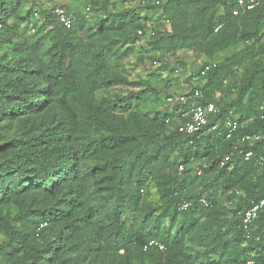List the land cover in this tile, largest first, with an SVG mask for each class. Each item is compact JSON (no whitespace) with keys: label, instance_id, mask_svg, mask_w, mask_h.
Segmentation results:
<instances>
[{"label":"trees","instance_id":"16d2710c","mask_svg":"<svg viewBox=\"0 0 264 264\" xmlns=\"http://www.w3.org/2000/svg\"><path fill=\"white\" fill-rule=\"evenodd\" d=\"M151 1L144 7L161 12L169 30L149 39V59L168 72L157 53L194 48L214 62L189 80L202 103L220 110L212 120L219 129L192 137L170 130L184 106L137 111L153 89L106 94L129 84L121 63L148 27L136 10L87 28L69 3L67 29L50 2L0 0V128L28 129L0 158L3 264H264V211L251 233L242 226L243 213L264 199V143L243 148L253 151L249 161L236 153L221 164L234 151L223 123L238 116L240 135L263 128L264 0L239 16L237 0ZM151 240L165 249L144 251Z\"/></svg>","mask_w":264,"mask_h":264},{"label":"rangeland","instance_id":"374dc122","mask_svg":"<svg viewBox=\"0 0 264 264\" xmlns=\"http://www.w3.org/2000/svg\"><path fill=\"white\" fill-rule=\"evenodd\" d=\"M43 1V0H42ZM52 2L51 0H45V2ZM162 3L168 0H159ZM71 11L74 14L84 16L86 27H93L96 20L99 18H105L113 13H119L123 10H136V13L140 17L148 18V35L144 37L137 38V44L134 45L135 51L130 53L127 58H125L121 65L120 74L124 77L128 85L116 86L107 91V95L113 96L114 94L127 95L130 92L142 91L145 88L153 89V93H148L146 98L143 100L142 104L139 105L136 110L141 113H148L153 115L156 112L162 113H175L176 104L168 101L169 97H179L187 95L193 87V83L190 82L191 76L197 75L199 69L210 60L199 54L194 48L182 49L174 54H166L163 52L157 53L156 58L160 59L163 64L168 65V72H162L160 70V63H153L149 59V54L147 53L148 42L151 38L150 34L153 32H167L169 29L166 24L164 17L159 11H148L144 7L143 0H138L134 3H124L122 0H94L91 2L92 10L90 13L85 12L86 6L89 4V0H71L70 1ZM222 12L220 10L219 14ZM151 30V31H150ZM28 35V36H27ZM26 37H30L27 34ZM126 48H123V50ZM8 47L4 46L2 49V54L7 52ZM233 53H237L241 50V47H234L232 49ZM227 53L226 55H228ZM249 68L251 65H246ZM243 71V70H242ZM144 81L143 87L132 86L136 83ZM200 85H203V81ZM219 93L217 97H219ZM235 97V96H234ZM180 121L179 117H176L173 124L170 126V130H174ZM39 122V119L36 123ZM6 126V128H0V158L6 159L5 153L10 150L13 146L21 141H25V129L22 124L15 122L13 124H1ZM3 127V126H1ZM38 130V128H37ZM36 134H40L41 131ZM35 130L33 129V134ZM198 165H203L204 161L197 163ZM151 200L157 198L155 189L150 188ZM241 193L237 194V200L241 198ZM221 205L224 209L232 208V205L227 201H223L222 196L219 198ZM168 225V222H166ZM6 240L4 232L0 231V244ZM193 248V251L203 252L202 248L189 245ZM0 264H3L0 261ZM221 264H226L222 262Z\"/></svg>","mask_w":264,"mask_h":264},{"label":"built area","instance_id":"2783aa9c","mask_svg":"<svg viewBox=\"0 0 264 264\" xmlns=\"http://www.w3.org/2000/svg\"><path fill=\"white\" fill-rule=\"evenodd\" d=\"M45 1V0H44ZM50 9L53 10V13L59 20L61 24L67 29L73 27L72 17L68 14L67 6L71 3V0H51ZM48 2V1H47ZM46 2V3H47ZM145 3V1H144ZM161 1L153 0L151 4L159 5ZM46 5V4H45ZM49 5V4H48ZM47 5V6H48ZM260 5L259 0H237V9L234 10V16H239L242 12L252 11ZM87 13L91 12V6L88 5L85 8ZM34 17L39 18V9H35ZM221 28L218 27L216 31ZM151 31V30H150ZM156 33L153 32L150 34L153 37ZM148 35V31L139 30L138 36L144 37ZM216 64L214 62H206L204 67L200 71V78L205 77L209 71H211ZM204 95L200 89L191 90L187 95L179 97H169L168 101L176 104L177 106H184L185 109H180L181 116L176 129L179 133L184 134L188 137L199 135L203 132L207 134L209 131H214L219 129L221 126L220 121H212L217 115L219 116L220 110L215 103H202ZM260 120L263 123V128L254 131L252 133H247L240 135L238 130L240 128L238 122V116H234L232 120H228L223 125L228 130L227 139L234 140L233 152L224 156L222 165L230 162L235 156L236 153L243 156L244 160L249 161L253 157V151L250 149L244 151V147L252 148L259 143H264V104L260 108ZM213 125L212 127H209ZM198 164H194L197 166ZM184 166L180 165L179 171H183ZM187 205L183 206V209H186ZM264 211V199L253 203L251 207L245 211L242 215V226L247 234L251 233L254 223L258 219L260 213ZM163 251L165 249L164 245L157 240H151L148 244L144 246V251L149 250ZM251 264V262H249Z\"/></svg>","mask_w":264,"mask_h":264}]
</instances>
